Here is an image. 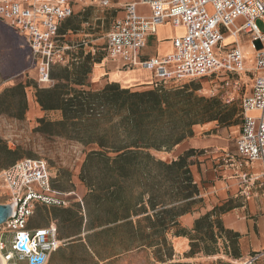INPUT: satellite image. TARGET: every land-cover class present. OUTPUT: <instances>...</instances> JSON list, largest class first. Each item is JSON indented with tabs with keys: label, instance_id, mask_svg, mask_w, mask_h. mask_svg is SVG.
<instances>
[{
	"label": "trees",
	"instance_id": "trees-1",
	"mask_svg": "<svg viewBox=\"0 0 264 264\" xmlns=\"http://www.w3.org/2000/svg\"><path fill=\"white\" fill-rule=\"evenodd\" d=\"M69 17L60 21L58 35L78 28ZM0 24L19 37L12 27ZM83 45L77 46L68 63L51 66V87H37L34 80L25 78L0 92V113L21 118L27 109L26 87L33 85L41 110H59L61 114L59 119L37 118L35 130L89 147L78 172L86 193L74 204L75 210L53 206V216L64 223L80 213L76 234H84L76 240L85 239L87 247H92L96 237L119 244L120 249L101 261L153 247L160 264H186L169 262L174 249L168 235L188 238L189 257L197 252L219 253V238H223L226 256L239 257L240 233L225 227L221 218L235 205L213 206L199 214L190 229L179 224L181 215L198 211L203 201L190 168L193 157L203 151L189 148L170 161L153 153L172 150L193 136L197 124H240L239 105L199 95L193 82L176 88L142 89L107 82L93 90L86 78L102 56L85 52ZM18 158L0 138V170ZM52 186L64 192L74 190L59 189L53 180ZM99 262L93 264H103Z\"/></svg>",
	"mask_w": 264,
	"mask_h": 264
},
{
	"label": "built area",
	"instance_id": "built-area-1",
	"mask_svg": "<svg viewBox=\"0 0 264 264\" xmlns=\"http://www.w3.org/2000/svg\"><path fill=\"white\" fill-rule=\"evenodd\" d=\"M97 2L107 7L112 0ZM139 4L146 5L149 13L138 12ZM207 5L212 12L207 11ZM122 10L106 32L105 58L120 59L127 68L150 70V88H175L182 78L251 74L249 91L239 103L236 152L247 163L260 161L264 166V31L256 25L257 19L264 21V0H135L124 4ZM73 11L71 0H0V21L22 35L29 46L37 87H51V66L69 62L68 51L75 46L59 43L57 28ZM239 18L243 21L237 25ZM167 19L182 26L183 32L172 38L166 54L143 56L147 37ZM224 32L235 35L225 48ZM240 32L249 36L255 51L248 67L237 41ZM31 89L35 93L29 85L27 97ZM260 177V185H264V168L251 172L247 179L242 176L251 184ZM0 183L7 196L5 202L12 207V214L0 225V260L5 264H46L64 240L58 237L55 221L30 227V218L38 204L64 207L69 196L78 193L54 189L49 165L38 157H20L2 168ZM238 264H264V248L242 256Z\"/></svg>",
	"mask_w": 264,
	"mask_h": 264
},
{
	"label": "rangeland",
	"instance_id": "rangeland-1",
	"mask_svg": "<svg viewBox=\"0 0 264 264\" xmlns=\"http://www.w3.org/2000/svg\"><path fill=\"white\" fill-rule=\"evenodd\" d=\"M73 4V14L69 17L74 23H78L76 30L66 29L63 34L58 35L59 43L74 45L68 51L69 61L76 53V48L83 43L85 52H90L93 56H102L100 62L105 59L106 32L111 22L121 14V5L128 0H113V4L102 7L97 0H71ZM147 6H139L140 11H146ZM208 12H212L211 5L206 6ZM242 19L236 20L240 25ZM256 25L264 31V21L256 20ZM181 29L172 26L170 32L177 34ZM227 33L224 32V35ZM19 35V34H18ZM157 35V34H156ZM237 41L241 47L246 64L254 61V49L251 46V39L244 32H240ZM232 40H226V44ZM155 42H149V53L155 52ZM30 49L25 38L19 37L0 24V72L5 80L0 82V92L3 88L25 78L33 80L34 68ZM20 73H19V72ZM18 73V74H17ZM17 74V75H15ZM15 75V76H13ZM13 76V77H12ZM11 77V78H9ZM9 78V79H6ZM86 82L90 88V73ZM193 82L198 86L196 93L207 97H218L223 102H235L239 105L241 97L249 91L251 74L249 72L240 74L219 73L211 77H200L196 79L182 78L177 87ZM103 83V82H102ZM107 83V82H105ZM104 83V84H105ZM149 88L148 86L140 87ZM176 88V87H175ZM34 90L28 91L27 109L21 118H16L7 113H0V138L8 148L15 150L18 157H38L43 158L49 165L53 184L59 189H74L78 194H71L67 206L73 210L77 209L74 204L78 198H82L87 189L78 177L80 165L85 158L88 146H83L78 142L68 140L60 136L41 134L35 130L37 118L42 117L40 106L34 100ZM61 114L56 110L45 113L48 119H57ZM210 127L209 133L218 134L226 139L223 149L214 151H204L196 157L191 166L195 181L200 188V195L203 199L198 209L199 213L211 209L215 205L227 202L230 205L239 207L245 205L243 216L256 219L251 208H262V196L264 194L263 178L260 177L255 183L244 181L251 172L263 170V162L254 161L247 163L243 157L236 152L235 138L237 136L238 125L220 126L217 121L206 122ZM154 155L166 161H170L176 155V149L170 151H153ZM71 180V181H70ZM72 184V188L69 186ZM248 187V188H247ZM4 187L0 183V202L6 201ZM250 206V209H249ZM53 206L37 205L29 225H46L54 220L59 238L64 240L55 251L51 253L46 264H93L94 262L103 264H160L155 259V249L140 248L134 249L118 257L101 261L100 258L109 256L120 249L119 244L104 237H96L92 240V247H87L85 239L76 240L84 233L76 234L79 228V214L72 220L61 223L59 218L53 216ZM233 209V208H232ZM263 213V209H261ZM231 211V210H230ZM263 218V217H262ZM62 236V238H61ZM171 241V235H168ZM84 245H83V243ZM189 242V241H188ZM172 243V242H171ZM220 252L215 255H204L197 252L189 257V243L186 251L175 254L169 262H183L186 264H238L242 256L251 251L241 253L239 257L226 256L224 251L223 238L218 239ZM12 264H26L25 261H17Z\"/></svg>",
	"mask_w": 264,
	"mask_h": 264
},
{
	"label": "crops",
	"instance_id": "crops-1",
	"mask_svg": "<svg viewBox=\"0 0 264 264\" xmlns=\"http://www.w3.org/2000/svg\"><path fill=\"white\" fill-rule=\"evenodd\" d=\"M135 0L125 1L121 7V14L123 13L122 7L127 2H133ZM113 0L111 5L113 4ZM139 6H146L143 4L137 5V11L148 14L149 10L146 7V11H140ZM173 25L169 19L165 20L158 27L156 32L150 34L147 37L146 45L142 48L141 53L143 56H161L166 54L171 50V41L172 38L176 35H179L183 32L182 26H175L181 31L177 34L170 32V29ZM157 34V35H156ZM155 42V52L149 53L148 44L149 42ZM124 62L120 59L114 58H105L102 62L95 63L90 72V83L91 87L95 89H100L103 87L105 82H117L121 87H132L139 89L140 87L150 86V83L153 81L152 72L148 69L143 68H127L124 67ZM103 82V83H102ZM42 116L45 113L53 111H44ZM59 115L60 111L56 110ZM61 116V115H60ZM58 117L57 119H59ZM207 123L197 124L193 127L194 134L193 136L183 140L175 147L176 155L172 158L175 159L183 151L194 148L196 150L214 151V149H223L226 143V139L218 134L206 132L209 129ZM171 160V159H170ZM248 188V187H247ZM262 196V208H251L253 214L256 215V219L247 218L243 216L245 210V205L239 207H233L231 211H227L221 215L222 221L225 227L237 231L240 233L238 239L239 250L241 253L246 251H255L264 248V194ZM5 202V201H4ZM42 205V204H38ZM46 206V205H44ZM37 207V206H36ZM250 209V206H249ZM263 209V213L261 212ZM199 211L192 213H186L179 217V224L181 227L190 229L193 225L194 219L199 215ZM263 217V218H262ZM54 221V220H51ZM49 221V222H51ZM48 222V223H49ZM47 223V224H48ZM46 224V225H47ZM44 226V225H41ZM188 238L185 236H172L171 242L174 249L175 256L178 253L186 251L188 247Z\"/></svg>",
	"mask_w": 264,
	"mask_h": 264
},
{
	"label": "water",
	"instance_id": "water-1",
	"mask_svg": "<svg viewBox=\"0 0 264 264\" xmlns=\"http://www.w3.org/2000/svg\"><path fill=\"white\" fill-rule=\"evenodd\" d=\"M12 214L11 204L0 202V225Z\"/></svg>",
	"mask_w": 264,
	"mask_h": 264
},
{
	"label": "bare ground",
	"instance_id": "bare-ground-1",
	"mask_svg": "<svg viewBox=\"0 0 264 264\" xmlns=\"http://www.w3.org/2000/svg\"><path fill=\"white\" fill-rule=\"evenodd\" d=\"M234 34H226L224 39H223V43H225L226 40H232L234 38ZM241 48V47H240ZM242 50V49H241ZM243 52V51H242ZM255 52V51H254ZM243 56H244V53H243ZM245 65L248 67L249 65L246 64L245 62ZM0 264H5V262L3 260H0Z\"/></svg>",
	"mask_w": 264,
	"mask_h": 264
}]
</instances>
